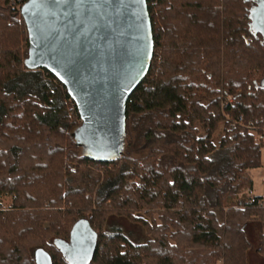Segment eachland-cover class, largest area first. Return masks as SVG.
<instances>
[{
  "label": "trees",
  "instance_id": "1",
  "mask_svg": "<svg viewBox=\"0 0 264 264\" xmlns=\"http://www.w3.org/2000/svg\"><path fill=\"white\" fill-rule=\"evenodd\" d=\"M25 1L0 0V195L12 196L0 205V264H35L38 247L69 264L54 241L80 218L97 234L88 264H246L253 220L264 258V207L239 195L247 171L264 172V43L251 0H146L151 65L110 160L76 144L81 120L65 87L26 67ZM111 215L149 239L105 231Z\"/></svg>",
  "mask_w": 264,
  "mask_h": 264
},
{
  "label": "water",
  "instance_id": "2",
  "mask_svg": "<svg viewBox=\"0 0 264 264\" xmlns=\"http://www.w3.org/2000/svg\"><path fill=\"white\" fill-rule=\"evenodd\" d=\"M249 10L252 29L264 43V0ZM72 5L56 0H26L19 8L28 35L25 65L50 72L74 102L81 125L74 133L84 152L110 160L122 150L126 103L149 71L154 50L146 0H89L92 14H67ZM81 20L83 24L81 25ZM69 264H88L97 234L88 220L78 219L68 241L55 240ZM35 264H52L41 247Z\"/></svg>",
  "mask_w": 264,
  "mask_h": 264
},
{
  "label": "rangeland",
  "instance_id": "3",
  "mask_svg": "<svg viewBox=\"0 0 264 264\" xmlns=\"http://www.w3.org/2000/svg\"><path fill=\"white\" fill-rule=\"evenodd\" d=\"M252 7L256 4L255 0H251ZM230 100V99H229ZM222 135V127H218L217 131L215 132L213 136V142L215 144L218 143L219 138ZM249 174V175H248ZM263 168H257L252 171H249L247 173L248 178H251V185H252V192L255 194L262 195L264 193V183H263ZM250 185L247 184L242 188L241 192L239 193L240 196H245L247 199V193L246 190L250 189ZM0 205L3 209H9L12 206V196L8 194H1L0 195ZM138 216H144L143 212H138ZM260 224V223H259ZM47 226V223H45ZM115 229H120L124 234H126L133 242L135 243H144L146 242L149 237L145 233V230L142 226L138 224H134L131 221H129L127 218L122 217V216H116V215H111L108 217L106 224L104 226V230L111 232L114 231ZM249 243L251 246V249L255 247V238H249ZM218 264H222L219 262Z\"/></svg>",
  "mask_w": 264,
  "mask_h": 264
},
{
  "label": "crops",
  "instance_id": "4",
  "mask_svg": "<svg viewBox=\"0 0 264 264\" xmlns=\"http://www.w3.org/2000/svg\"><path fill=\"white\" fill-rule=\"evenodd\" d=\"M249 171H247V173H249ZM249 180L252 183L251 178H249ZM249 188H252V185H250ZM255 195L258 197H264V193L262 195H259L258 193ZM259 223H260L259 221L253 220L244 225V232L248 242H249V238H253V239L255 238V242H256L255 247L251 249L250 246V248L246 253V264H264V258L258 253L259 239L262 232V226Z\"/></svg>",
  "mask_w": 264,
  "mask_h": 264
},
{
  "label": "snow or ice",
  "instance_id": "5",
  "mask_svg": "<svg viewBox=\"0 0 264 264\" xmlns=\"http://www.w3.org/2000/svg\"><path fill=\"white\" fill-rule=\"evenodd\" d=\"M57 3L71 4V10L67 12L70 20L75 22L77 15L81 17H88L92 14L89 8V0H56ZM92 6L95 7V0H91ZM83 20H81V25Z\"/></svg>",
  "mask_w": 264,
  "mask_h": 264
},
{
  "label": "built area",
  "instance_id": "6",
  "mask_svg": "<svg viewBox=\"0 0 264 264\" xmlns=\"http://www.w3.org/2000/svg\"><path fill=\"white\" fill-rule=\"evenodd\" d=\"M259 137L262 138L261 135ZM247 201L264 207V197L254 195L251 189L247 190Z\"/></svg>",
  "mask_w": 264,
  "mask_h": 264
}]
</instances>
